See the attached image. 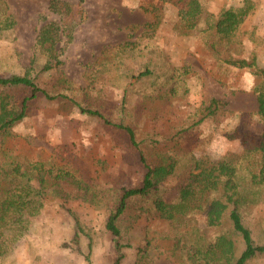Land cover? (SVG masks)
Instances as JSON below:
<instances>
[{"label":"rangeland","instance_id":"374dc122","mask_svg":"<svg viewBox=\"0 0 264 264\" xmlns=\"http://www.w3.org/2000/svg\"><path fill=\"white\" fill-rule=\"evenodd\" d=\"M48 1L4 0L14 24L0 37V74H27L49 93L68 96L37 93L25 116L0 131V168L31 163L43 199L0 264H87L86 255L89 264H114L119 254V264H205L188 253L220 231L206 224L207 194L196 192L169 219L156 213L153 201L177 202L195 164H232L241 182L262 164L264 124L255 91L262 79L227 60L254 59L264 67V0H202L193 28L159 0H70L81 3L86 18L59 40L61 63L43 69L36 27L53 18ZM229 7L246 14L231 36L221 37L207 22ZM74 102L131 126L152 166L172 162L157 188L128 200L123 243L129 246L120 251L105 221L122 191L141 183L144 168L124 131ZM257 200L242 215L255 241L264 242V182ZM236 244L239 253L240 238ZM246 264H264V254Z\"/></svg>","mask_w":264,"mask_h":264},{"label":"trees","instance_id":"16d2710c","mask_svg":"<svg viewBox=\"0 0 264 264\" xmlns=\"http://www.w3.org/2000/svg\"><path fill=\"white\" fill-rule=\"evenodd\" d=\"M177 8L181 21L187 28L196 26L203 14L202 0H159ZM47 14L53 18L36 27V43L46 53L43 69L56 67L61 63L57 56L58 42L62 38H70L76 26L86 18V11L80 2L70 0H49L46 5ZM246 11L244 8H224L208 23V28L221 37L231 36L242 22ZM14 19L7 12L4 0H0V37L11 29ZM227 62L237 67H250L256 75L261 77V86H256L257 112L264 124V67H257L255 60L228 59ZM148 73L147 70L136 75L141 77ZM42 93L45 97H67L63 92L49 93L37 86L32 77L27 74H0V131L25 116L28 101ZM12 97V101L9 97ZM212 102H215L213 100ZM81 112L97 116L105 124L121 129L127 134L129 142L138 151L139 162L144 168L141 183L138 186L124 189L120 194L116 205L111 210L105 221V228L113 237L117 250L129 246L124 242V228L129 220L124 216L128 200L147 194L158 186L159 178L170 173L172 162L165 165L152 166L147 162L146 156L139 147L131 126L122 122L110 121L99 110L82 106L74 102ZM260 149L263 152L262 164L257 172L252 170L248 174L247 181H240V177L234 165L226 162L213 163L202 167L195 164L196 173L179 192V199L175 203H168L159 197L154 199L156 213L164 218H171L175 213L183 211L191 197L196 192L207 194L203 209L205 211L206 224L212 227H220L213 237L202 239L198 244H193L196 253L189 252L188 257L192 262L201 259L205 264H246L247 261L257 255L264 254V242H256L252 230L244 223L242 207L257 202V195L261 193L264 182V145ZM36 164H34L35 166ZM31 163L9 161L7 166L0 168V255L7 253L19 238L27 230L29 219L39 212L43 206L42 189L33 184V172ZM33 167V166H32ZM38 176L40 170L37 172ZM40 179V178H39ZM44 181V180H39ZM229 226L225 230L224 222ZM242 241L243 248L238 253L236 242ZM190 250V251H191ZM121 255L116 258L114 264H119ZM88 261V255L85 256Z\"/></svg>","mask_w":264,"mask_h":264}]
</instances>
